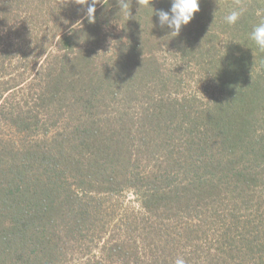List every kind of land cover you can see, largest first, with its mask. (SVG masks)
Instances as JSON below:
<instances>
[{
  "label": "trees",
  "instance_id": "obj_1",
  "mask_svg": "<svg viewBox=\"0 0 264 264\" xmlns=\"http://www.w3.org/2000/svg\"><path fill=\"white\" fill-rule=\"evenodd\" d=\"M124 2L128 19L119 0H98L89 22L75 0H0V264H264V53L248 38L264 0H200L188 25L223 27L236 55L227 40L220 66L198 67L210 84L175 98L172 82L152 94L158 43L138 48L171 32L155 14L171 0ZM238 7L239 21L225 23ZM111 19L119 45L99 50ZM56 35L55 66L27 87L11 76L26 73L11 66L22 47L30 60Z\"/></svg>",
  "mask_w": 264,
  "mask_h": 264
},
{
  "label": "rangeland",
  "instance_id": "obj_2",
  "mask_svg": "<svg viewBox=\"0 0 264 264\" xmlns=\"http://www.w3.org/2000/svg\"><path fill=\"white\" fill-rule=\"evenodd\" d=\"M160 2H164V0H159V3ZM205 17L206 15L202 16V18ZM111 20L102 23L106 25H103L104 28L103 30H101V34L96 33L100 40V42L97 44L99 50L111 49L113 51L116 45L117 47L119 45L118 38L120 37V35H122L120 34L121 23H119L120 22L119 20H114V21L113 19ZM195 22L198 23V20L197 21L195 20ZM77 26L78 25H76L75 23L74 29ZM182 27H184L183 29L185 30V34L182 35L181 38L179 36L170 37L169 36L170 31L167 30L169 34L160 41L159 39L160 30H157L155 33L157 36L156 41L151 40V37H149L146 39H142L140 43H138L139 51H147L148 54L152 52V50L154 49V45L158 43L157 56L160 57L164 71H163V75L158 76L159 82L152 86V88H154L152 94L166 90L167 88L166 84L168 83L169 85L170 82H172V85L170 84L171 89L169 88L168 89L170 93H173L172 97L174 98L177 97L178 95H186L187 93L189 94L194 93L196 87L195 82H197V84L199 85V89L200 88L203 89L202 88L203 86L210 84L206 79L207 77H209L210 73L208 72L209 74L208 75L203 71L201 72L202 69L198 67L204 64V62L208 63L209 61L214 66H217L218 64L220 66L221 61L217 59V56L222 55L224 51L223 44H226L227 40L231 42V45L228 46L232 49L230 53L236 55V39H235L236 37L233 34L230 35V32L225 33L223 27L221 26L216 27V25H210V29L204 31L201 35L199 33L200 31H196L194 29L195 27H197L195 23L191 25L187 24ZM190 28H193L191 32L189 31ZM73 30H71L70 32L66 31V33L67 34L72 33ZM181 31L182 30H180V32ZM79 34H81V40L79 39L81 51L83 52L87 51V49L81 44L83 43L84 39H86V34L82 32ZM72 35L77 36V34H75L74 32L72 33ZM204 35H213V36L207 38ZM220 35H222V37H224L226 40L223 41L220 40V38H222ZM76 36H74L75 40H76ZM93 36L94 35L92 34L90 38L93 39ZM123 37L126 38L125 34ZM59 38L60 36L57 35L56 37L51 38L49 40L51 42L49 43V47L47 48L44 47L45 45L41 43L40 39H38V44L42 45L46 51L43 48L40 47L39 49L38 47L37 52L39 53V55L33 56V58H31L30 60L26 58V55L28 52H30V50H32L31 45H29V48L22 47L20 49V56L23 53L25 55H22L21 57H16L15 58L16 60L12 62L11 66L12 67L15 65L21 66V63H25L22 66H26V73L20 74V71L22 70L21 68L18 69L17 71H12L11 76L16 74L19 75V77L21 76L19 80L24 81L22 84L25 87H27L30 82H34L35 79L41 76L40 74H38V70H41L42 72L44 71L46 73L48 71V68L55 66L54 55L60 54V50H58L57 48V43ZM158 39L159 42H157ZM111 43H112V47H110ZM226 54H228V51L226 52ZM12 67L9 68L8 71H11ZM180 74H183L185 76L179 78V76H181ZM212 75L213 74H211V76ZM199 93L202 94L203 91L199 90ZM55 102L56 101H53L52 104L54 105ZM56 105L63 107L60 103L57 102ZM49 108L45 109V107H43L41 110L43 112H45V110L47 111L45 114L46 117L48 112H54V113L57 112V107H56V112L53 110V108L51 107ZM65 110L72 112V116H73L74 114L73 106L69 105V107H66ZM64 114L66 115V112ZM72 120H74L73 117ZM68 121L66 120V123H69ZM65 127L66 124L64 125V123L61 122V120H58L56 123L53 122L51 126V130L56 131V133L57 130L62 132L64 131ZM2 132H4L7 136L14 135L15 129L14 127H5L2 129ZM128 197H129V201L132 202V204L138 205V203L134 201V196L131 192H128ZM109 235L110 233L108 231L104 236V239H106ZM100 244L101 242H99V245ZM78 254L80 255V252H78ZM77 256L78 255L74 256V259L71 261V263H75L77 261L76 258Z\"/></svg>",
  "mask_w": 264,
  "mask_h": 264
},
{
  "label": "clouds",
  "instance_id": "obj_3",
  "mask_svg": "<svg viewBox=\"0 0 264 264\" xmlns=\"http://www.w3.org/2000/svg\"><path fill=\"white\" fill-rule=\"evenodd\" d=\"M75 2L81 5L88 4L86 15L89 22L90 21L94 22L95 5L98 3V0H91V3H88V0H80V2H77V0H75ZM119 3H120L119 12L126 15L128 19L129 3L124 2V0H119ZM199 3L200 0H171V7L168 11L158 10L156 11L155 14L158 17V22L161 27L166 26L167 28L171 29L169 36L176 37L179 35L182 26L187 25L193 19L194 13L199 11ZM244 11L245 9L242 7L235 8L230 12H228V14L223 17V20L225 23L229 25H234L239 21ZM152 15H153V9H152L151 17ZM248 38L255 44L258 52L264 53V19H262L258 24L252 27L250 33L248 34ZM110 47H112V43ZM116 47H115V51H116ZM260 64L264 65V59L260 60ZM174 264H186V261L183 257H177L174 261Z\"/></svg>",
  "mask_w": 264,
  "mask_h": 264
}]
</instances>
